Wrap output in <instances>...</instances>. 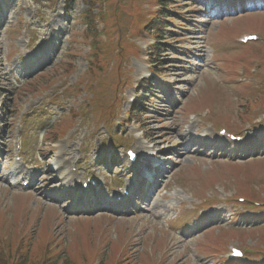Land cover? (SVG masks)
Returning <instances> with one entry per match:
<instances>
[{
    "label": "rangeland",
    "instance_id": "1",
    "mask_svg": "<svg viewBox=\"0 0 264 264\" xmlns=\"http://www.w3.org/2000/svg\"><path fill=\"white\" fill-rule=\"evenodd\" d=\"M189 4L183 6L184 8V20L187 23H191V16L193 14L200 16L194 25L188 28L186 31L187 37L181 38L180 40H171L169 42V50L174 56L163 57L162 59L168 63L165 64V69L160 72L163 83L156 84L158 94L153 101L154 107L146 118L139 119L134 117L135 123L126 126L124 140L130 139V144L133 142L137 145L141 143L130 136L131 132H137L139 129H146L147 135L154 139L155 142H161L160 145L153 152H161V154L171 157V162L175 163L173 166V179L168 183L167 188L170 189L168 197H160L159 200L154 202L151 206L147 207V211L138 213L136 215L128 216H115L108 215L105 217L104 214L85 215L79 217L80 219L73 218L70 214V208L73 205L72 200H66L61 192L57 195V190L54 189L51 193H46L48 186H53L52 179L61 177V174L50 176L52 168L58 165L57 159L59 158V166H63L64 172H68V165L75 163L80 157L86 156L90 158L91 163L97 162L93 169L102 171L104 169L109 170V156L113 150L110 144V135L107 129L104 128L103 123L95 125L93 121L88 120L84 117L85 121H80L78 117L72 128L67 132L63 138H58L56 142H51L54 139L52 131L47 133L49 127H55L60 125L64 126V123L69 122L67 117L66 122L62 119L67 114L71 107H75L78 103L81 104L84 101L82 99L69 98L64 99L60 97L54 101H50V96L53 92H60L65 89L68 85L74 84L78 78L84 73L87 61L85 55L89 52V46L86 44L79 43L83 40L84 28L79 25L78 18H74L79 15L84 9L85 4L81 0H75L71 8L64 9L63 0H52L48 3L36 2L35 0H0V176H4L6 180L12 179L14 174V163L12 160L9 161L10 146H12L13 140L17 137L19 130L18 125L21 123L23 114L31 112L35 108L41 107V111L45 114L53 116L48 120L40 123V129L36 130L31 128L28 134L32 138H41V145L38 149V158L43 162L40 168L42 172L40 178L45 181V184L39 183L41 180L36 182L34 188L29 190L9 189V183L0 182V209L3 213H6L7 217L11 218L14 212H18V207L28 206L30 212L26 218V222L33 224L40 220L43 216L47 217L45 211L50 208L54 209L58 215L63 217L64 224L56 225L53 227V232L61 241L67 240V231L76 227V225L84 223L80 221L87 217L96 219L97 222L105 226L111 227L112 230L108 229L106 232L114 239L117 234H122L123 231H127L131 236L130 242L132 250L135 252V259L138 260L140 251L144 248L154 249L155 255L159 253V257L163 255V250L167 253L165 255L166 264H224L222 257L226 256L228 251L223 255L215 253H204L201 248L205 245L207 250H213L215 247L206 245V238L203 236V231L188 232L186 229L178 230L173 223H179V215L184 214L186 210L185 218L182 217V221L190 215L187 210L192 206L199 205L202 203L201 198L194 199L190 197L193 190L189 187H184L181 181L182 177L189 174L195 166H198L201 174H216V171H220L224 166L232 161H244L247 159L262 156L264 152H259L258 155H250L247 148H236L234 150L229 149L230 152H215L216 148H212L209 152L203 150L198 143L203 144V137L211 136L214 137L217 133V128L213 130L210 127V123H213L212 114H217L218 110L214 109L213 102L220 101L228 102L223 104L228 108L229 113L234 112V122H240L242 128L241 133L244 132L250 126H254L257 121L248 125L242 121L244 114L243 106L239 104L240 88L234 87V80L230 71L224 69L228 62V59H233L244 53L245 47L238 46L239 40H235L238 34H243L247 31H261L264 33V13L254 12L247 13L250 11H242L243 2L241 0H230L228 8L238 12L227 13L220 17L221 10H216V6L212 7V10H206L204 3H211V6L216 0H188ZM238 6L236 5V2ZM259 1V0H258ZM264 0H260V2ZM257 3V0L254 2ZM45 6L47 13L59 23V28H62V34L57 35L55 43L60 44V50L54 57V60L45 65L39 72L30 74L32 68H28V59L24 60L22 53V29L28 27L29 29L35 30V35L40 31L38 29L48 28L47 24L43 22L44 14L36 12V6ZM52 9H55L53 12ZM66 10V13H63ZM255 11V10H254ZM262 11L264 10H256ZM212 12H218L216 17L212 16ZM239 17L238 16L240 14ZM235 17V18H232ZM232 18L230 21H228ZM223 27L221 39L227 41V43H221L213 40V37L218 33V27L222 24H226ZM215 33V35H214ZM35 35H29L34 37ZM74 36V42L72 51H75L74 56L69 58L68 50L71 49L69 45V39ZM56 37V36H55ZM137 40L138 46L149 45L152 41L148 37ZM187 43V46H182L181 42ZM212 41V42H211ZM234 42L233 45H230ZM229 44V45H226ZM226 45V46H224ZM226 48V49H225ZM233 48V49H232ZM68 49V50H67ZM218 49V51H216ZM232 49V50H231ZM22 50V51H21ZM219 50L228 52L226 59H218ZM231 50V53H230ZM203 53V54H202ZM146 55L148 52L144 51L138 60L133 59L129 64V69L132 72L125 71L126 77H129L128 83L123 87L122 95L120 96L123 102L118 107L120 115L125 116V113L130 109L131 102L130 98L136 94V85L139 84L137 78H141L147 73L149 65L152 64L146 61ZM204 56V62L198 60V56ZM223 55V54H221ZM262 62H260L261 64ZM38 62L36 65H40ZM72 66L73 74L70 76H62L63 72L69 71V66ZM23 68H25L23 70ZM55 81V84L50 88L49 91L45 90L49 82ZM116 83V82H115ZM155 84V83H154ZM29 85V86H28ZM26 87V88H24ZM239 89V90H238ZM241 91V90H240ZM204 93V94H203ZM210 98V101L205 100ZM86 96V94H84ZM194 104V108L188 112L189 105ZM143 103L141 104V106ZM200 111H195L199 110ZM210 111L208 120H197L192 126L190 121V114L197 112ZM195 111V112H192ZM242 112V116L239 113ZM6 113L12 114L7 117ZM85 111H82V115ZM253 115V121L264 118V111H256ZM119 116V121L123 118ZM246 117H244L245 119ZM36 120L37 118H33ZM12 120V121H11ZM9 121L14 123V126L8 125ZM80 121V122H79ZM140 123H137V122ZM261 121V120H258ZM36 122V121H35ZM79 124L77 125V123ZM38 123V122H36ZM43 123V124H42ZM201 123V124H200ZM216 127L222 124H215ZM34 125H31L33 127ZM99 127L100 129H98ZM51 129V128H49ZM190 135H188V133ZM262 134H260L261 136ZM72 137L70 140L69 138ZM264 137V135H263ZM131 139H133L131 141ZM49 140V141H48ZM116 141H121L120 138ZM182 141H193L195 146H190L191 152L196 151L194 154H182L180 145ZM200 141V142H199ZM198 144V145H197ZM81 145L83 148L80 150ZM116 149V148H115ZM207 149V148H206ZM145 151H150L145 147ZM264 150V148H263ZM55 151V153H52ZM167 151V152H165ZM72 153H76V158L70 163L66 162ZM103 153V154H101ZM216 153V154H215ZM63 154H67L63 156ZM117 156H122L123 152L120 149L114 151ZM226 154V156H225ZM105 160L104 164L99 161ZM216 161V162H215ZM201 163V164H199ZM248 164V163H247ZM108 165V167L106 166ZM13 167V168H12ZM230 169V167H227ZM212 169L214 171L212 172ZM124 170L123 162L118 160V167L116 173ZM127 171V169H125ZM253 171V170H252ZM9 174V175H8ZM254 174L249 177V180L255 185L258 190L264 185V172ZM105 177V175H103ZM183 180V179H182ZM233 180V179H232ZM230 180V181H232ZM227 180L225 182L226 187H229ZM234 190L236 194H244L250 196L252 188L245 182L234 180ZM62 185V183H60ZM177 184V186H175ZM216 184H222L221 182H215ZM181 188L184 192V197L181 195L175 196L173 193ZM197 189V188H196ZM11 190V192L9 191ZM172 190L174 192H172ZM213 190V187L210 189ZM208 190V191H210ZM186 191V192H185ZM208 191L205 193L208 196ZM228 195L234 196V191L231 188H225ZM21 193V194H18ZM26 195V196H22ZM205 196V197H206ZM55 198V200H54ZM262 199L263 196L261 195ZM225 213L216 214L217 218L220 219L217 225L211 228L213 231L223 230L231 226L243 225V227H250L251 225L256 226L259 223L264 222V211L249 213L244 208L243 210L238 209L242 213H237L235 207L228 206L225 208ZM102 215V216H99ZM49 217L52 219L55 225V215L50 214ZM111 217V218H110ZM108 218V219H104ZM176 218V219H175ZM256 219V220H255ZM119 224L125 226L122 230H117ZM201 226V224H197ZM196 226V227H197ZM35 228V227H33ZM32 228V229H33ZM193 229V228H191ZM259 236L254 235V238H249L244 246L254 247L258 246L257 240ZM241 242L234 241L232 245H240ZM76 246V243H75ZM229 246V247H230ZM264 249V245L259 246Z\"/></svg>",
    "mask_w": 264,
    "mask_h": 264
},
{
    "label": "bare ground",
    "instance_id": "2",
    "mask_svg": "<svg viewBox=\"0 0 264 264\" xmlns=\"http://www.w3.org/2000/svg\"><path fill=\"white\" fill-rule=\"evenodd\" d=\"M159 143V142H158ZM192 144V142H189V143H186V142H183V144L181 145L182 149H183V152H187L188 149L190 148V145Z\"/></svg>",
    "mask_w": 264,
    "mask_h": 264
}]
</instances>
